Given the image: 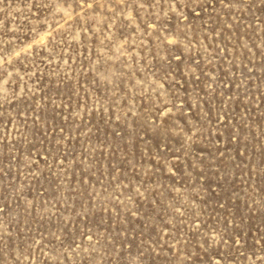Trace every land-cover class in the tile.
Wrapping results in <instances>:
<instances>
[{"label":"rangeland","instance_id":"obj_1","mask_svg":"<svg viewBox=\"0 0 264 264\" xmlns=\"http://www.w3.org/2000/svg\"><path fill=\"white\" fill-rule=\"evenodd\" d=\"M0 264H264V0H0Z\"/></svg>","mask_w":264,"mask_h":264}]
</instances>
